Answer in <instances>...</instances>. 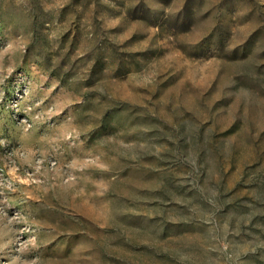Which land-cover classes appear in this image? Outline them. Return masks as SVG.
<instances>
[{
  "label": "rangeland",
  "instance_id": "obj_1",
  "mask_svg": "<svg viewBox=\"0 0 264 264\" xmlns=\"http://www.w3.org/2000/svg\"><path fill=\"white\" fill-rule=\"evenodd\" d=\"M0 264H264V0H0Z\"/></svg>",
  "mask_w": 264,
  "mask_h": 264
}]
</instances>
